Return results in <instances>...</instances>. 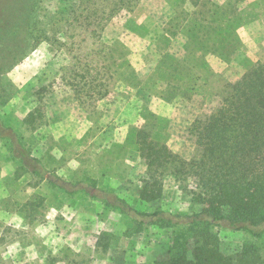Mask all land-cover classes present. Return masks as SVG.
Masks as SVG:
<instances>
[{
    "label": "rangeland",
    "instance_id": "obj_1",
    "mask_svg": "<svg viewBox=\"0 0 264 264\" xmlns=\"http://www.w3.org/2000/svg\"><path fill=\"white\" fill-rule=\"evenodd\" d=\"M75 1L0 0V65L7 69L0 75V114L4 122H28L18 147L40 160L20 167L17 179L15 168L21 165L4 144L17 139L10 131L8 138H0V264H143L165 255L166 230L151 227L126 237L130 219L105 203L106 198L122 199L140 211L172 214L200 209L172 176L166 177L161 199L141 201L147 166L136 142L138 130H150L161 144L192 157L196 146L188 130L193 120L216 108L227 85L264 59V0L238 3L239 44L228 56L189 45L187 30H179L183 14L203 8L206 0H135V8L105 25L102 39L76 24L68 29L72 37L65 33ZM97 1L106 8L110 4ZM22 39L19 51L25 55L17 61L8 52ZM80 54H93V67H100L109 87L107 97L80 104L64 83L73 71V56ZM179 58L192 69L172 74L163 67ZM169 78L173 84L188 78L190 83L174 93L167 91ZM34 168L52 180L41 179ZM103 232L116 238L107 251L96 243ZM219 232L227 254L247 238L244 231L224 225Z\"/></svg>",
    "mask_w": 264,
    "mask_h": 264
},
{
    "label": "trees",
    "instance_id": "obj_2",
    "mask_svg": "<svg viewBox=\"0 0 264 264\" xmlns=\"http://www.w3.org/2000/svg\"><path fill=\"white\" fill-rule=\"evenodd\" d=\"M243 1H229L221 5L206 0L203 8H192L183 14L186 20L183 18L184 23H179V30H187L189 45L200 46L211 54L228 56L239 44L238 3ZM114 2L110 0L106 8L97 0L75 1L69 12L71 14L67 16L65 33L72 37L74 32L68 34V29L76 24L92 29V33L100 39L102 29L113 17L136 6L135 0ZM35 5L36 1L31 5V12ZM187 25L191 27L186 29ZM30 30L31 26L28 25L27 40ZM36 40L29 44H35ZM23 41L16 44L15 50L6 51L17 61L25 55L21 54L24 51H19ZM101 51L106 52V48ZM9 55L4 57L10 58ZM92 56H73V71L63 77L80 104L103 99L110 92L100 67H93ZM191 56L196 58L197 54L192 53ZM180 59L163 67L172 74L180 72V69L186 72L192 69L193 64ZM4 70L7 69L0 65V75ZM173 81V78L167 79L166 87L167 91L174 93L188 88L190 83L189 78L180 85L173 84ZM194 87L192 84L191 88ZM43 89L46 90V87L40 88ZM0 121H3L1 114ZM2 124L4 127L0 131V138H8L7 131H10L13 139H17L13 142L8 138L4 144L13 162L21 165L15 171V177L19 179L22 176L18 173L20 167L25 169L29 161L38 163L40 160L30 155L27 157L18 147L21 140L24 141V136L8 122L3 121ZM38 127L32 125L31 129ZM188 131L196 146L190 158L161 144L152 131L138 130L136 142L147 166L141 179L140 199L144 203L161 199L166 177L172 176L182 191L200 206L199 210L172 214L161 209L140 211L122 199L114 202L106 198L105 203L120 208L130 219L131 226L124 232L126 237H133L151 227L166 230V254L143 264H264V59L248 65L238 80L230 82L219 105L210 113L197 116ZM35 171L34 168L33 173L41 179L52 180L42 171ZM221 225L242 230L246 234L245 241L232 254L225 253L221 248ZM114 235L101 233L97 247L107 251L112 246V239H116Z\"/></svg>",
    "mask_w": 264,
    "mask_h": 264
},
{
    "label": "crops",
    "instance_id": "obj_3",
    "mask_svg": "<svg viewBox=\"0 0 264 264\" xmlns=\"http://www.w3.org/2000/svg\"><path fill=\"white\" fill-rule=\"evenodd\" d=\"M14 129H16V131H18L22 136L25 135V131H28V126L26 125L25 122H8ZM27 126V127H26ZM91 128L89 127V129L87 130V128H85V132L89 131ZM7 151V150H6ZM6 153V152H5ZM15 167V166H14ZM17 169V168H15ZM14 169V170H15ZM16 171V170H15ZM97 243V242H96Z\"/></svg>",
    "mask_w": 264,
    "mask_h": 264
}]
</instances>
